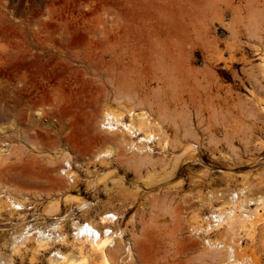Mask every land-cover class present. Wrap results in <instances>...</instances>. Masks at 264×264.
Returning <instances> with one entry per match:
<instances>
[{
    "label": "rangeland",
    "instance_id": "1",
    "mask_svg": "<svg viewBox=\"0 0 264 264\" xmlns=\"http://www.w3.org/2000/svg\"><path fill=\"white\" fill-rule=\"evenodd\" d=\"M32 35L48 51L30 45L33 52L14 61L17 45L25 46L23 39ZM263 60L264 0H0V150L6 156L0 160V193L8 186L29 204L17 209L21 215L0 213L3 257L13 258L12 264H49L54 249L78 248L72 218L86 224L116 213L124 234L112 264L199 261L209 248L206 240L225 235L223 228H214L209 238L194 235L196 214L209 220L208 202L217 198L215 205H223L229 188L253 184V197L264 194ZM18 74L28 87L16 105L13 87H23ZM119 93L124 102L128 97L127 108L149 110L163 123L171 145L165 153L157 146L145 161L112 146L117 136L100 124L105 106L127 111L116 104ZM190 142L193 153L186 152ZM104 148L115 153L99 161ZM64 156L77 177L67 176ZM84 200L92 203L86 215L78 208ZM58 205L60 211L53 209ZM260 212L243 239L248 264H264ZM55 213L61 220L72 215L63 221L65 245L36 252L27 241L12 253L20 216L46 230L58 219L50 217ZM97 259L90 256L86 264H101Z\"/></svg>",
    "mask_w": 264,
    "mask_h": 264
},
{
    "label": "bare ground",
    "instance_id": "2",
    "mask_svg": "<svg viewBox=\"0 0 264 264\" xmlns=\"http://www.w3.org/2000/svg\"><path fill=\"white\" fill-rule=\"evenodd\" d=\"M24 41H25V43H24ZM23 43L26 44V45L24 46V45L19 44V45H17L16 49L14 48L15 52H13L14 54H12V57H13L14 61L18 60V57L20 56L21 53L23 54V56H25V54H27L29 52L30 53L33 52V50L30 48V45L36 46V48L39 51H41V52H47L48 51L44 47L43 43L40 41V38H37L36 35L26 36L25 39H23ZM27 44H29V45H27ZM38 54H40V53H34L33 56L36 59H38L39 58ZM59 56L63 57V55H59ZM39 60H40V58H39ZM55 63H57V61ZM14 65H15V63H14ZM28 66H29V64H28ZM42 66H44V65H42ZM46 66H47V64H46ZM84 67H86V66H84ZM25 70H26V68H25ZM260 71H261L262 77L264 79V60L262 62V65L260 66ZM28 72L29 71H27V73ZM14 76H15V74H14ZM64 78H66V77H64ZM16 82H17V85L19 83H22V85H23V87L21 89H18L17 86L13 87L14 88L13 89V91H14V102L13 103L18 105V102L20 100L19 97H20L21 93L23 91H25L26 88L28 87V83L26 82V77H23V76L21 77V75L19 76V74L16 76ZM68 83H69V81H68ZM122 94H124V93H122ZM122 94H120L121 96L119 95L120 98L116 99L117 103L116 102L115 103L117 105L119 104L118 107L125 108V110H127L126 112H122L120 110H117L114 107L111 108L110 106H112L113 104L112 105L110 104V106L108 105L106 107L105 105H107L109 102L105 103V105H104L105 106L104 107L105 110L103 111L104 113L102 112V114H104V115H103V120H102L100 126L103 129H105L104 130L105 133H109L110 132L109 134L111 136H112V134L117 136L115 138V141L118 144L114 143V145H112V146H114V148H115V146L116 147L121 146V147L125 148L127 151H133V152H131V154L134 153V151H135V157H138L140 160L141 159L145 160V159H149L150 157H152V156H150V154H152L151 152L157 146L160 148V150L162 152L165 153L169 149V146H171V145H170V142H169V136L167 135V131L165 130V127H163L164 126L163 123L160 124V122L154 120L153 117L148 113L149 110L148 111H146V110H144V111H136L135 107H131V108L128 107L127 108V106H125V103L126 104L129 103L128 102V97L126 99V97L123 96L125 98V100H127V101L124 102V99L122 98ZM29 98H30V96H29ZM130 98L132 99V101L134 100L132 97H130ZM259 100H258V102H259ZM27 101H28V99H27ZM259 103H257V104H259ZM13 106H14V104H13ZM35 106H37V105H35ZM6 109H4V111ZM260 110H261V112H264V104H262V105L260 104ZM0 111H2V110H0ZM3 112H2V114H3ZM6 113H7V110H6ZM125 113H126V115H125ZM90 114H91V112H90ZM7 116L8 117H12V115H10V114H7ZM93 117H94V115H93ZM4 118H5V116H4ZM1 119H2V116H1ZM15 131H16V129H15ZM189 131H191V129ZM17 132H13V134L14 133L16 134ZM18 135H19V133H18ZM28 138L29 137H27V138L25 137V139H28ZM112 138H114V136ZM112 138L110 140H112ZM112 141H114V139ZM177 141H178V137H177ZM181 142L182 141H178L177 144L179 143V146H180V144H183V142L182 143ZM109 144H111V143H109ZM174 144H176V142ZM190 144H191V142H190ZM187 145L190 147L189 143H187ZM174 146H176V145H174ZM193 147L195 148V144H191V147L187 148L186 152L188 153V151L189 152L194 151ZM112 148H110V149L113 150ZM107 149H109V148H106L104 152L102 150V153H100V151H98L99 154H98L97 158L99 159V161L105 160V158L108 159L110 156H112V154L115 153V152L113 153L111 150H110L111 152H108L109 150L106 152ZM192 153H190V154H192ZM123 154L126 155L125 151L123 152ZM184 154L187 155L185 152H184ZM3 156H5V154L3 153V150H0V160L3 158ZM179 157H180V155H179ZM67 158L65 157V161L69 162V168L67 170H65V171H67L66 172L67 176L69 178L73 179V178L77 177L76 176L77 172H74L71 169L72 166L70 164V160H68ZM150 159H152V158H150ZM179 159H176V160L178 161ZM188 159H189V155H188ZM111 160L113 161V158ZM109 161L110 160H108V163H110ZM105 163L108 164L107 161ZM143 163H145V162H143ZM149 163H147V164H149ZM102 165H104V164H102ZM2 171H4V169ZM246 180H247V178H246ZM249 180H251V179L249 178ZM263 181L261 182L262 184H259V185H264ZM255 182L256 181H254V183ZM2 183H3V181H2ZM248 183H250V182H248ZM248 183L246 182V184H248ZM4 185H5V183H4ZM4 185H3V187H4ZM252 185L253 184H250V186H252ZM248 186H249V184H248ZM250 186H249V188H250ZM3 187H1V190H2ZM5 187L3 189H5ZM7 188H8V186L6 187L5 190H3V192L0 193V213L2 211L6 210V211H8V212H10L12 214L13 212H17V209H21L22 210V209L28 207L29 204L26 202V198H24L22 196L23 194L22 195L20 194L21 195L20 197H19V195H18V197H15L11 193L12 191L10 192ZM249 188L248 187H245V188H241L240 187V189L237 190V187H236V190H233L232 192H231V190H229L230 189L229 188L228 190H226L227 192L229 191V194L225 196L226 198L224 197L225 198V200H224L225 203L222 202L224 204L220 205V206L219 205L218 206L215 205V204H217L216 203L217 202V200H216L217 198H215V201H216L215 204L213 202H211L212 199L210 198L211 201L208 202V207L210 208V217H209V220H206L205 223H204V219H202L203 217L202 218L200 216L198 217L199 213L197 212L198 215L195 213L196 214V218H195L196 219V223H195V225H192V227H193L192 228V233H194V235L200 234L201 236L202 235L206 236V237L208 236V238H209V234L214 230V228L219 229L218 231H220V229L223 228L222 229L223 231L221 230L220 233L222 232V233H224L223 235H225V236H223L224 238L215 239L214 241H212L211 238L206 240L209 248H206L205 250L201 251L200 259L198 258L200 263H198V264H248V260L251 257L249 255L245 256V253L242 252V250H241L243 248V246H244L243 245V239L245 237L250 236V234L252 232L251 230L253 229V225H254V223H256L255 220L258 217L262 216L260 211L264 209V194L260 195V196H257V197H253V194L250 191L251 189H249ZM178 189H180V188H178ZM213 189H215V188H213ZM225 189H226V187H225ZM225 189H223V190H225ZM216 190H218V189H216ZM13 191H14V188H13ZM16 193H17V191H16ZM19 193H21V192H19ZM213 194H214V192H213ZM217 195L218 194H216L214 196L217 197ZM223 195H225V194L223 193ZM227 196H228V198H227ZM194 197H195V195H194ZM208 197L209 196L207 195L206 198H208ZM210 197H211V195H210ZM218 197H220V195H218ZM226 199H228V201H226ZM221 200L223 201V198L220 199V201ZM202 203H204L203 199H202ZM78 204H79L78 208L85 215L90 212V210H91L90 208H91V204L92 203L90 204L88 202H85V200H84V202L78 203ZM203 205H205V204H203ZM254 205H256V207L253 209L252 206H254ZM54 208H56V211H58V210L60 211L59 205L53 207V209ZM21 213L17 212L18 215H21ZM56 213H55V215H52V216L49 215L52 219H57V218L58 219L56 220V222H53L51 224V228L48 227L46 230H42V229L38 230V229H36V227H33L31 225H26L28 219L26 218L25 214H24L25 217L24 216H20V218H19L20 220H18V224L17 225H20L21 228L19 229V232L17 230L15 231V232H18V234L16 235V238H14L15 240L13 242H11L12 243V253L15 254V253L20 252L19 245H22V244L26 245L27 241H32L34 243L36 252H39L41 250H44V251L50 250L51 248L55 247L58 243H61L60 245H65L67 243L68 236H66V233L64 232L63 221L67 220V218H72L71 217L72 215L71 216L70 215H66L65 216L66 218L61 220V219H59V216ZM200 218L203 220L204 224L201 223ZM117 219H118V215L116 213H104V214L99 216V220H89L86 224L85 223H81L80 221L75 222V220L72 218L71 219V220H73L72 239H73L74 247H78V248H76V250L71 251V252H64L63 249H61V248L54 249L53 250L54 254L49 258V264H86V262H88L90 256H95L96 258H98L101 261V264H112V262L114 260L113 252L115 250H118V248H119V246H120V244L122 242V238H123V234H124V230L119 229L120 227H117V224H118V222L116 221ZM98 227H100L101 230H99ZM112 227H116V230H112L111 229ZM189 228H190V226H189ZM222 233H221V235H222ZM203 241H204V239H203ZM205 245H206V243H205ZM203 246H202V248L205 247V246L204 247ZM176 248H178V247H176ZM130 249H128L129 253L131 252ZM245 249H246V247H245ZM178 251H176V253ZM180 252H181V250H180ZM250 253H252V250H251ZM131 254L133 255V253H131ZM4 255H6V254L4 253ZM256 256H257V254H256ZM7 257H5V256L3 257V255H2V253L0 251V264H12V259L13 258L11 259V257H10L8 259ZM252 257L255 258V255L252 256ZM34 258H36V257H34ZM119 258H120V256H119ZM131 258H134V257L131 256ZM134 260H135V258H134ZM258 260H259V258H257V261ZM199 261H197V262H199ZM197 262L195 264H197ZM257 264H259V262Z\"/></svg>",
    "mask_w": 264,
    "mask_h": 264
}]
</instances>
